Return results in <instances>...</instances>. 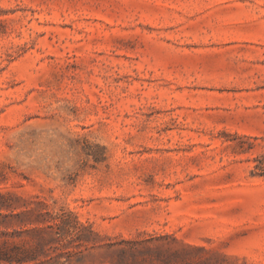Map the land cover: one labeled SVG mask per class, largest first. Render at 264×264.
Returning <instances> with one entry per match:
<instances>
[{"label":"rangeland","instance_id":"obj_1","mask_svg":"<svg viewBox=\"0 0 264 264\" xmlns=\"http://www.w3.org/2000/svg\"><path fill=\"white\" fill-rule=\"evenodd\" d=\"M263 146L264 0H0L24 264H264Z\"/></svg>","mask_w":264,"mask_h":264},{"label":"trees","instance_id":"obj_2","mask_svg":"<svg viewBox=\"0 0 264 264\" xmlns=\"http://www.w3.org/2000/svg\"><path fill=\"white\" fill-rule=\"evenodd\" d=\"M255 140L257 139L246 137L243 140L241 151L250 152V150H252L256 145ZM253 161L255 165L251 171V175L253 177H259L264 179V146H263V151L257 156H255ZM0 196L4 197L2 193H0ZM3 208L4 205L0 204V210H2ZM0 217H2L3 219H7L8 216H4L2 213H0ZM10 217L15 218V216L13 215H11ZM14 234L15 233L12 234L7 232L0 233V238L1 237L14 238ZM53 234L58 235L59 237L62 236V233H53ZM0 245H1L0 264H24L29 262L25 250H21L14 242L10 241L9 239H3Z\"/></svg>","mask_w":264,"mask_h":264}]
</instances>
